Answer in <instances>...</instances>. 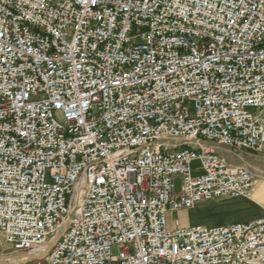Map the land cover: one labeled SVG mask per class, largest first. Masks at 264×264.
<instances>
[{
  "label": "built area",
  "instance_id": "2783aa9c",
  "mask_svg": "<svg viewBox=\"0 0 264 264\" xmlns=\"http://www.w3.org/2000/svg\"><path fill=\"white\" fill-rule=\"evenodd\" d=\"M264 0H0V234L31 264H264ZM179 178L180 190L174 191Z\"/></svg>",
  "mask_w": 264,
  "mask_h": 264
},
{
  "label": "crops",
  "instance_id": "0c3cea01",
  "mask_svg": "<svg viewBox=\"0 0 264 264\" xmlns=\"http://www.w3.org/2000/svg\"><path fill=\"white\" fill-rule=\"evenodd\" d=\"M233 164L248 165L255 169L256 185H255L253 197L251 199H245L241 197L219 198V199H215V201L212 200L214 202L212 201L202 202V203H206L204 205H211L219 202H230L232 207H230L229 208L230 210L227 212H219L218 214H215L212 217H208L206 219L200 218L199 220L207 221V222H215L225 218L229 219V218L237 217L242 214H252L251 217L253 219H256L264 215V201L262 200V190H264V153L253 154L249 152H243L241 154V158L239 159V162ZM194 208L195 207L188 210V212L193 211ZM188 222L179 221L180 225L182 226L189 225ZM168 227L172 228L173 224L172 225L168 224Z\"/></svg>",
  "mask_w": 264,
  "mask_h": 264
},
{
  "label": "rangeland",
  "instance_id": "374dc122",
  "mask_svg": "<svg viewBox=\"0 0 264 264\" xmlns=\"http://www.w3.org/2000/svg\"><path fill=\"white\" fill-rule=\"evenodd\" d=\"M220 154L223 155L230 163L239 162L238 158L228 155L227 153L221 152ZM179 190H180V180L179 178H176L174 180V191L178 192ZM262 200L264 201V190H262ZM204 204L206 203H201V204H198L197 206H194L195 208L191 212H188L187 210V211H180V213L179 212L169 213L168 214V224L172 225L174 220H178L180 222H188L191 220L190 222H188L189 225L200 224V225H205V226H214V225H225V224L236 223V222H247L253 219L251 217L252 214H242L237 217H233L229 219L225 218V219H221L215 222L202 221L199 219L200 218L206 219L208 217H212L213 215L218 214L219 212H227L230 210L229 208L232 207L230 202H219V203H214L211 205H204ZM14 255H15V252H13L12 249L5 243L3 236L0 234V264H14L6 260L10 256H14ZM3 260H6L7 262ZM28 264H31V263H28Z\"/></svg>",
  "mask_w": 264,
  "mask_h": 264
},
{
  "label": "bare ground",
  "instance_id": "6f19581e",
  "mask_svg": "<svg viewBox=\"0 0 264 264\" xmlns=\"http://www.w3.org/2000/svg\"><path fill=\"white\" fill-rule=\"evenodd\" d=\"M45 253H46V248L40 250H34L30 252H17L15 253L14 256H10L6 260L14 264H28V262H30L34 258H39L41 256H44ZM6 260L3 261L7 262Z\"/></svg>",
  "mask_w": 264,
  "mask_h": 264
}]
</instances>
